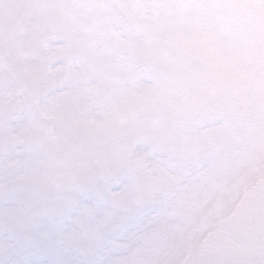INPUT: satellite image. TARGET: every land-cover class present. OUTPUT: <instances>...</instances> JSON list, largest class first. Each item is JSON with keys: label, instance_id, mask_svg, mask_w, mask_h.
Wrapping results in <instances>:
<instances>
[{"label": "snow or ice", "instance_id": "snow-or-ice-1", "mask_svg": "<svg viewBox=\"0 0 264 264\" xmlns=\"http://www.w3.org/2000/svg\"><path fill=\"white\" fill-rule=\"evenodd\" d=\"M0 264H264V0H0Z\"/></svg>", "mask_w": 264, "mask_h": 264}]
</instances>
